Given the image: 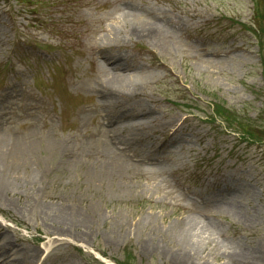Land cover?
Here are the masks:
<instances>
[{
	"label": "rangeland",
	"instance_id": "374dc122",
	"mask_svg": "<svg viewBox=\"0 0 264 264\" xmlns=\"http://www.w3.org/2000/svg\"><path fill=\"white\" fill-rule=\"evenodd\" d=\"M253 1L0 0V228L35 264H264Z\"/></svg>",
	"mask_w": 264,
	"mask_h": 264
},
{
	"label": "bare ground",
	"instance_id": "6f19581e",
	"mask_svg": "<svg viewBox=\"0 0 264 264\" xmlns=\"http://www.w3.org/2000/svg\"><path fill=\"white\" fill-rule=\"evenodd\" d=\"M127 8V7H126ZM142 15L139 13H125L123 17V21L121 22V25L123 28L127 27V25H130L131 27L134 26L132 24V20L135 23H139L141 21ZM147 33H150L153 31L152 27L146 28ZM137 34H140V31H136ZM113 34V38L105 39L108 43H120L121 39L119 38L120 33H111ZM137 112V111H136ZM137 115L145 116L147 114L146 110L140 109L137 113ZM126 138H123V140L119 141V144H126ZM1 150V149H0ZM10 156H4L0 154V165L2 164H9ZM9 173L5 171L0 170V192L6 189H9L10 183H9ZM1 194V193H0ZM183 227V226H181ZM185 227H183L184 229ZM184 233V231H182ZM181 233V235H183ZM49 247V246H48ZM46 247V250H49V248ZM39 257V250L38 249H28L24 247H20L16 243V241L12 240L6 232H3V229L0 228V264H35L37 261V258Z\"/></svg>",
	"mask_w": 264,
	"mask_h": 264
},
{
	"label": "trees",
	"instance_id": "16d2710c",
	"mask_svg": "<svg viewBox=\"0 0 264 264\" xmlns=\"http://www.w3.org/2000/svg\"><path fill=\"white\" fill-rule=\"evenodd\" d=\"M264 2V0H262ZM253 17H252V27L247 28L249 33L253 36L256 44L260 45V52L264 49V11L261 9L260 3L257 0L253 1ZM262 66H264V56L261 59ZM125 264V263H121Z\"/></svg>",
	"mask_w": 264,
	"mask_h": 264
}]
</instances>
